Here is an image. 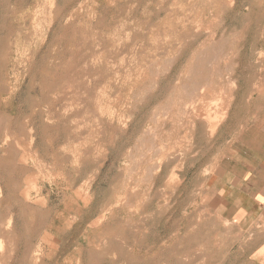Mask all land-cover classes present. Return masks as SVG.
Listing matches in <instances>:
<instances>
[{"label":"rangeland","instance_id":"374dc122","mask_svg":"<svg viewBox=\"0 0 264 264\" xmlns=\"http://www.w3.org/2000/svg\"><path fill=\"white\" fill-rule=\"evenodd\" d=\"M261 164L264 0H0V264H264Z\"/></svg>","mask_w":264,"mask_h":264},{"label":"bare ground","instance_id":"6f19581e","mask_svg":"<svg viewBox=\"0 0 264 264\" xmlns=\"http://www.w3.org/2000/svg\"><path fill=\"white\" fill-rule=\"evenodd\" d=\"M179 24H180V22H179ZM175 34V33H174ZM216 35V34H215ZM213 36H211V38H212ZM219 37V36H218ZM214 38V37H213ZM212 38V39H213ZM211 40V39H210ZM209 42H211V41H209ZM207 44V43H206ZM213 44V43H212ZM202 46H204V44L202 45ZM208 46V45H207ZM211 46H213V45H211ZM210 46V47H211ZM201 47V46H200ZM203 48H207L206 46L205 47H203ZM210 49H212V48H210ZM210 49H208L207 50V52L208 51H210ZM197 50H199V49H197ZM196 50V51H197ZM202 51V50H201ZM200 51V52H201ZM215 51V50H214ZM213 51V52H214ZM211 52V51H210ZM209 52V53H210ZM200 54V53H199ZM202 54V53H201ZM220 54H222V53H220ZM224 54V53H223ZM222 54V55H223ZM194 55H195V53H194ZM193 55V56H194ZM197 56V55H196ZM205 56V55H204ZM203 56V57H204ZM220 56V55H219ZM192 57V56H191ZM195 57V56H194ZM212 57H214V56H212ZM211 57V58H212ZM222 57V56H221ZM196 58V57H195ZM198 59H200L199 57H198ZM208 59V58H207ZM210 59V58H209ZM214 59V58H213ZM220 59V58H219ZM193 60V59H192ZM205 60V59H204ZM217 60V59H216ZM216 60H214V61H216ZM220 60H222V59H220ZM211 61H212V59H211ZM214 61H212L211 63H213ZM180 62H181V60H180ZM194 62V61H193ZM192 62V63H193ZM206 62V61H205ZM219 62V61H218ZM189 63V62H188ZM194 63H196V62H194ZM208 63V62H207ZM191 64V63H190ZM210 64V63H209ZM215 64V63H214ZM221 64V63H220ZM151 65V64H150ZM189 65V64H188ZM192 65V64H191ZM198 65V64H197ZM201 65H202V63H201ZM213 64H211V66H212ZM215 65H217V64H215ZM214 65V66H215ZM210 66V65H209ZM210 66V67H211ZM218 66H220V65H218ZM187 67H191L192 68V66H187ZM189 69V68H188ZM194 69H196V68H194ZM203 69V68H202ZM206 69H207V67H206ZM213 69V68H212ZM215 69V68H214ZM208 70V69H207ZM187 71H189V70H187ZM199 71V70H198ZM209 71V70H208ZM213 71V70H212ZM216 71V70H215ZM190 72V71H189ZM192 72V71H191ZM196 72V71H195ZM200 72H202L203 73V71H200ZM217 72V71H216ZM208 73V72H207ZM209 74V73H208ZM212 75H214V74H212ZM219 75H221V73L219 74ZM193 75H191V77H192ZM209 76V75H208ZM208 76H200L199 78H195L194 79V81H193V79L190 77V80H192L193 82H191V81H189V82H187L188 84L187 85H185V86H188L187 87V91L185 90L186 89V87H185V89L184 88H182V86H181V88L182 89H184V91L186 92V95H185V97L180 101V102H178V106H179V113H180V115L182 114V115H187V117L189 116V122H191V124L193 125V124H196L197 122H199V121H197V120H200L201 119V117H202V114L204 113V111H205V113H206V110H208V109H210V105L212 104L211 102L212 101H209L210 103H208V101L206 100L207 98H209V99H212L214 96H216V95H220V96H222V94H224V92H225V84H224V81H223V78L222 77H220V80H217V77H216V79L215 78H213V76H212V78H213V82L212 83H208V84H203V82L205 81V79H208ZM221 76H223V75H221ZM169 77V76H168ZM194 77V76H193ZM211 77V76H210ZM218 78H219V76H218ZM227 78V77H226ZM182 80V79H181ZM188 80V79H187ZM209 80V79H208ZM181 82V81H180ZM183 82H185V84H186V81H183ZM182 84V83H181ZM184 84V83H183ZM180 88V87H179ZM180 88V90L182 91V89ZM180 91V92H181ZM183 91V92H184ZM184 92V93H185ZM183 93V94H184ZM218 93V94H217ZM180 94H182V92L180 93ZM206 94H208V96L206 95ZM179 97V96H178ZM183 97V96H182ZM177 98V97H176ZM176 98H175V101H177L176 100ZM180 100V99H179ZM203 100V101H202ZM205 100L207 101V103L205 102ZM172 104V103H171ZM174 104H176L177 105V103H173V105H172V107L174 106ZM212 106V105H211ZM176 107V106H175ZM174 108V107H173ZM178 111V110H177ZM172 113V112H171ZM208 113V112H207ZM179 115V116H180ZM208 115V114H207ZM176 116H177V114H176ZM175 116V118L177 119V117ZM183 116V117H184ZM204 117H205V115H204ZM211 117V116H210ZM214 117H216V116H214ZM173 118V117H172ZM174 118V119H175ZM181 119H183V118H181ZM185 119V118H184ZM203 119V118H202ZM208 119V118H207ZM167 120V119H166ZM171 120V119H170ZM170 120H169V122H170ZM173 120V119H172ZM205 120V119H204ZM204 120L202 121V122H204ZM216 120V119H215ZM186 121H188L187 120V118H186ZM185 121V122H186ZM207 121H209L210 122V119L209 120H207ZM157 122V121H156ZM164 122V121H163ZM167 122V121H166ZM173 122H175V120L173 121ZM180 122V121H179ZM178 122V123H179ZM201 122V123H202ZM206 122V121H205ZM212 122H210V124H211ZM166 124V123H165ZM199 124V123H198ZM167 125L168 124H166V125H164L166 128H167ZM173 125V124H172ZM175 125H176V123H175ZM184 125V124H183ZM185 125H188V124H185ZM205 125H207V123L205 124ZM163 126V127H164ZM177 126V125H176ZM199 127V126H198ZM201 127V126H200ZM209 127V126H208ZM229 127V126H228ZM170 128V127H169ZM178 128V127H177ZM180 128H182V127H179L178 129H180ZM193 128V127H192ZM211 128V127H210ZM172 129H173V127H172ZM175 129H176V127H175ZM174 129V130H175ZM205 129V128H204ZM157 130V129H156ZM177 130V129H176ZM180 131V130H179ZM156 133V132H155ZM156 138V137H155ZM156 140V139H155ZM154 145V144H153ZM152 146V145H151ZM154 158V157H153ZM157 158V157H156ZM158 172H159V170H158ZM157 172V173H158Z\"/></svg>","mask_w":264,"mask_h":264},{"label":"crops","instance_id":"0c3cea01","mask_svg":"<svg viewBox=\"0 0 264 264\" xmlns=\"http://www.w3.org/2000/svg\"><path fill=\"white\" fill-rule=\"evenodd\" d=\"M261 166V169L249 167L246 178L234 176L238 167L230 170L227 176L229 182L225 184L224 200L230 209L240 212V215L245 214L246 218L256 216L259 209L262 214L264 211V164Z\"/></svg>","mask_w":264,"mask_h":264}]
</instances>
